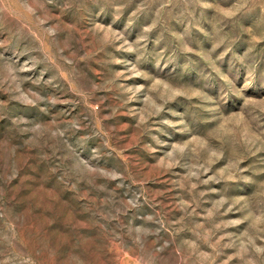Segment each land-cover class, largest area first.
<instances>
[{
	"label": "rangeland",
	"instance_id": "rangeland-1",
	"mask_svg": "<svg viewBox=\"0 0 264 264\" xmlns=\"http://www.w3.org/2000/svg\"><path fill=\"white\" fill-rule=\"evenodd\" d=\"M0 264H264V0H0Z\"/></svg>",
	"mask_w": 264,
	"mask_h": 264
}]
</instances>
